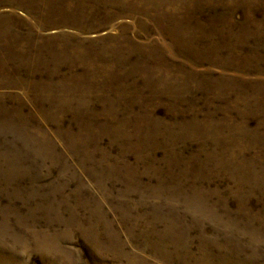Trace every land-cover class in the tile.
Listing matches in <instances>:
<instances>
[{"label": "rangeland", "instance_id": "rangeland-1", "mask_svg": "<svg viewBox=\"0 0 264 264\" xmlns=\"http://www.w3.org/2000/svg\"><path fill=\"white\" fill-rule=\"evenodd\" d=\"M0 264H264V0H0Z\"/></svg>", "mask_w": 264, "mask_h": 264}]
</instances>
